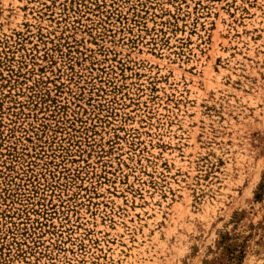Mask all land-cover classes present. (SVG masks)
Listing matches in <instances>:
<instances>
[{
    "label": "rangeland",
    "instance_id": "374dc122",
    "mask_svg": "<svg viewBox=\"0 0 264 264\" xmlns=\"http://www.w3.org/2000/svg\"><path fill=\"white\" fill-rule=\"evenodd\" d=\"M0 264H264V0H0Z\"/></svg>",
    "mask_w": 264,
    "mask_h": 264
}]
</instances>
